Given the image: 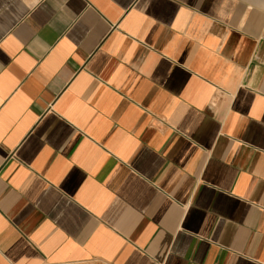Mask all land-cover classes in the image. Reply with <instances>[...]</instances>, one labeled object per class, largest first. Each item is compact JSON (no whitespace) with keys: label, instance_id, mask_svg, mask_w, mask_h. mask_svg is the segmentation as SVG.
<instances>
[{"label":"crops","instance_id":"crops-1","mask_svg":"<svg viewBox=\"0 0 264 264\" xmlns=\"http://www.w3.org/2000/svg\"><path fill=\"white\" fill-rule=\"evenodd\" d=\"M0 264H264V0H0Z\"/></svg>","mask_w":264,"mask_h":264}]
</instances>
